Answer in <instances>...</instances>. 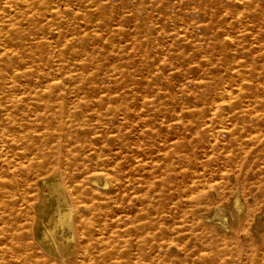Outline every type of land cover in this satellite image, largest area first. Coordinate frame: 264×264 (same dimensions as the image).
Segmentation results:
<instances>
[{
  "label": "rangeland",
  "instance_id": "rangeland-1",
  "mask_svg": "<svg viewBox=\"0 0 264 264\" xmlns=\"http://www.w3.org/2000/svg\"><path fill=\"white\" fill-rule=\"evenodd\" d=\"M0 264H264V0H0Z\"/></svg>",
  "mask_w": 264,
  "mask_h": 264
},
{
  "label": "bare ground",
  "instance_id": "bare-ground-1",
  "mask_svg": "<svg viewBox=\"0 0 264 264\" xmlns=\"http://www.w3.org/2000/svg\"><path fill=\"white\" fill-rule=\"evenodd\" d=\"M64 216H66V214Z\"/></svg>",
  "mask_w": 264,
  "mask_h": 264
}]
</instances>
